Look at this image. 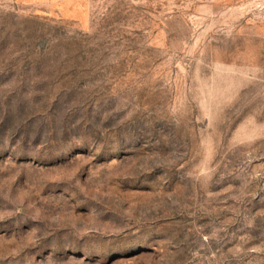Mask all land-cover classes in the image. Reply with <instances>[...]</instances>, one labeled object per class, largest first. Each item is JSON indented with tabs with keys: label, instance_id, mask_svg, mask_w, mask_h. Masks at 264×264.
<instances>
[{
	"label": "rangeland",
	"instance_id": "rangeland-1",
	"mask_svg": "<svg viewBox=\"0 0 264 264\" xmlns=\"http://www.w3.org/2000/svg\"><path fill=\"white\" fill-rule=\"evenodd\" d=\"M0 264H264V0H0Z\"/></svg>",
	"mask_w": 264,
	"mask_h": 264
}]
</instances>
